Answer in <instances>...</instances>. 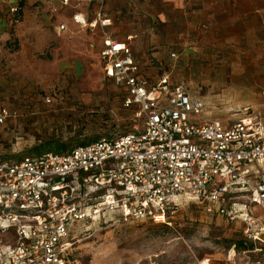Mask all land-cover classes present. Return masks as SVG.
<instances>
[{
  "label": "built area",
  "instance_id": "built-area-1",
  "mask_svg": "<svg viewBox=\"0 0 264 264\" xmlns=\"http://www.w3.org/2000/svg\"><path fill=\"white\" fill-rule=\"evenodd\" d=\"M29 1L53 16L71 8L78 30L98 34L102 73L141 123L62 152L0 159V227L15 235L0 264H78L75 223L107 215L169 223L178 197L238 224L243 250L264 252V219L256 211L264 209V114L245 109L231 122L213 119L181 83L148 76L131 36H114L107 0H0V30L18 24ZM62 19L54 24L57 34L69 29ZM10 115L0 108V122Z\"/></svg>",
  "mask_w": 264,
  "mask_h": 264
},
{
  "label": "rangeland",
  "instance_id": "rangeland-1",
  "mask_svg": "<svg viewBox=\"0 0 264 264\" xmlns=\"http://www.w3.org/2000/svg\"><path fill=\"white\" fill-rule=\"evenodd\" d=\"M186 7L190 14H178L169 24L156 18L155 9L142 3L135 8L140 38L154 33L188 39L138 44L134 55L143 72L184 85L201 100L207 117L231 122L245 109L264 114V0H191ZM45 18L39 20L43 52L19 57L10 51L8 68L0 70V108L11 114L0 122V159L35 155L33 146L49 139L73 147L130 132L141 123L124 106L113 79L104 77L94 35L76 31L57 37L46 13ZM177 200L169 223L119 222L111 215L75 223L77 263L264 264L263 251L237 246L232 251L241 238L238 224L188 199ZM256 211L264 218V209ZM14 236L0 227V256Z\"/></svg>",
  "mask_w": 264,
  "mask_h": 264
},
{
  "label": "crops",
  "instance_id": "crops-1",
  "mask_svg": "<svg viewBox=\"0 0 264 264\" xmlns=\"http://www.w3.org/2000/svg\"><path fill=\"white\" fill-rule=\"evenodd\" d=\"M12 1L14 0H6L5 4H8ZM138 3H142L143 6H147L150 11L151 9H155L154 15L156 18L165 24H169L177 21L174 17L178 16V14L185 17L190 14V11H188L186 6L191 4V0H107L104 3V10H106V13L112 17L111 29L114 33V36L117 39L124 41L126 40L127 36L130 35L131 38L129 39V42L132 44L134 52H136L138 44L188 41V39L181 37L175 41L167 34L158 35L154 33L149 34L148 36L144 37V39L140 38L136 33V30L139 29L137 26H135L136 24L132 19L134 10L139 5ZM84 4V2L79 4V10H81L84 14L89 15L90 12L87 10V7ZM90 7L93 9L94 4L90 5ZM27 10L32 11L33 13H27ZM73 11L74 10L71 8H65L62 12H59V14L63 15V17H61L63 18L62 20H65L68 23L69 29L57 34L54 24L56 22V18L57 20L61 19H58L57 17L59 14H57V16H53L45 5L38 6L33 4L32 1H29L23 9V15L20 22L12 29H7L5 26H3L2 30H0V70L8 68L9 63H7L5 59L9 56V54H11L10 51H16L19 57H23L24 55H27V57L28 55L35 56V54L43 52L44 49L39 50L38 47L39 44L41 45V41L44 38L42 35L43 33H41L39 20L44 16L43 21H47L45 18V13L48 16L50 25L52 28H54V33L57 37H59L61 34L66 35L80 31L69 18ZM39 13L41 14L38 16ZM89 33L92 36L94 35L96 38L99 51L101 44L98 34L96 32ZM53 50L55 52L58 51V49Z\"/></svg>",
  "mask_w": 264,
  "mask_h": 264
},
{
  "label": "trees",
  "instance_id": "trees-1",
  "mask_svg": "<svg viewBox=\"0 0 264 264\" xmlns=\"http://www.w3.org/2000/svg\"><path fill=\"white\" fill-rule=\"evenodd\" d=\"M68 148L70 147L67 145V143L63 139L62 140L49 139V140H46L43 144H38V145L33 146L31 151L35 155H38V154L45 153L46 151L62 152ZM233 244H235V246H237L240 249L245 248L244 243H242L241 238L236 240Z\"/></svg>",
  "mask_w": 264,
  "mask_h": 264
},
{
  "label": "bare ground",
  "instance_id": "bare-ground-1",
  "mask_svg": "<svg viewBox=\"0 0 264 264\" xmlns=\"http://www.w3.org/2000/svg\"><path fill=\"white\" fill-rule=\"evenodd\" d=\"M204 264H206V262Z\"/></svg>",
  "mask_w": 264,
  "mask_h": 264
}]
</instances>
